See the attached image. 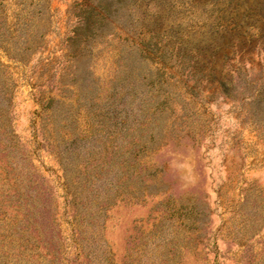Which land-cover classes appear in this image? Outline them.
<instances>
[{
    "label": "rangeland",
    "instance_id": "rangeland-1",
    "mask_svg": "<svg viewBox=\"0 0 264 264\" xmlns=\"http://www.w3.org/2000/svg\"><path fill=\"white\" fill-rule=\"evenodd\" d=\"M0 47V264H264V0H0Z\"/></svg>",
    "mask_w": 264,
    "mask_h": 264
},
{
    "label": "trees",
    "instance_id": "trees-1",
    "mask_svg": "<svg viewBox=\"0 0 264 264\" xmlns=\"http://www.w3.org/2000/svg\"><path fill=\"white\" fill-rule=\"evenodd\" d=\"M101 16L105 17V15H103V14ZM0 50L5 52L10 58L17 60V61H21L19 58L12 55V53H10L8 49L0 47ZM4 75H5V73L3 72V70L0 66V96H2L4 98V100H3L4 102H2V103L5 105L8 103L7 102L8 101V92L10 89L11 82H9V79L7 77H5ZM258 97H259L258 102H263V104H264V95L258 96ZM0 107H2V106H0ZM1 110L4 111L3 109H1ZM0 117L2 120L4 119V115L2 113H1Z\"/></svg>",
    "mask_w": 264,
    "mask_h": 264
}]
</instances>
